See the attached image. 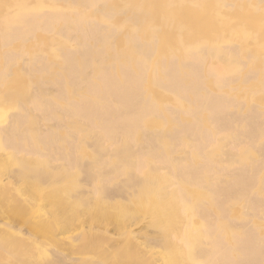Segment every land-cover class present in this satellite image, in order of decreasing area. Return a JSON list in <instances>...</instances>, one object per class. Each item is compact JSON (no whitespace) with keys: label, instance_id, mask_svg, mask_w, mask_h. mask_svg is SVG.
I'll list each match as a JSON object with an SVG mask.
<instances>
[{"label":"rangeland","instance_id":"obj_1","mask_svg":"<svg viewBox=\"0 0 264 264\" xmlns=\"http://www.w3.org/2000/svg\"><path fill=\"white\" fill-rule=\"evenodd\" d=\"M53 1L0 0V149L10 150L0 153V264H61L71 254L77 264H144L142 248L156 264H197L201 250L218 252L203 264H246V247L264 264V0ZM51 8L65 15L52 31L36 18L28 37L2 40L9 17ZM65 55L83 77L65 71ZM138 64L139 106L152 112L136 132L106 137L100 119L75 114L96 101L116 107L91 94L98 67L128 88L123 71L137 74ZM171 67L187 94L160 88ZM216 96L224 105L209 119ZM110 191L115 204H100ZM39 245L54 248H43L48 261Z\"/></svg>","mask_w":264,"mask_h":264},{"label":"bare ground","instance_id":"obj_2","mask_svg":"<svg viewBox=\"0 0 264 264\" xmlns=\"http://www.w3.org/2000/svg\"><path fill=\"white\" fill-rule=\"evenodd\" d=\"M50 1L54 2L53 0H50ZM239 2H242V1H239ZM221 11H222V8H220V12ZM225 12H227V11H224V13ZM64 17H65V15H63V16L60 15L59 11L55 10L54 8L48 9L45 13L43 12V14L42 13H38L35 10L31 11L29 9H24L16 17H9L8 18L9 22H8V24H6V26L3 29L2 40L6 41V43H7V42H9L11 40L13 41V40H16V39H19V38L28 37L29 34L32 31H34L36 28H39V23L40 22L38 23L35 20L36 18L43 19V22H42V27L43 28L40 29L42 32L45 33V32H48L49 30L52 31V28H53L54 24L56 22H58L60 19L63 20ZM96 29H98L97 26H96ZM91 31L92 30H90V32ZM66 32H67V28L65 27V28L62 29L63 36H65ZM8 60H9L8 62H11L12 58L9 57ZM63 60H64V66H65L64 69H65L66 72L69 70V74L71 75L72 79H78V78H81V77L84 76V74H83V72L81 70L77 71L73 67L72 59L68 55H65ZM137 68H138V71H139L137 74H132L129 71H125V70L123 71L124 72L123 73L124 79L130 84V86L128 88H124V87H121L114 79L109 78L107 76L106 71H105L104 68H102L101 66L98 67L96 69V71L103 78L102 79V83H101V88H97V87L93 86L91 88V90H90L91 94L94 95V96H99L100 97V100H99L100 103L104 102L106 100V97L113 98L114 99V105L116 107H114V106L112 107V106H109V105L100 106L98 104V102L96 101V102L87 103V104H85L84 107H77L75 109L76 111L74 110L75 114L77 115V114L84 113L91 120H94L96 118L100 119L102 123L100 124V128L99 129L106 137H112L116 133L115 131L117 129H121L124 133H134V132H136L140 128V123L142 121L146 122V121H148L150 119L151 112H152V108L149 107V106H139V103H140V86H141V81H142V77L140 76V64H138ZM217 69H219V70H217ZM216 70L219 72L220 68L218 66H215L214 67V71H216ZM164 73L166 75V80H165L166 82H165V84L161 85L162 87L160 86V88L162 90L166 91L167 93H171V94L173 93V94H177V95L187 94L186 90L183 89V87L181 86V84H180V82H179V80L177 78V73H176L174 67H171L170 69L166 70ZM69 74H67V75H69ZM191 74H192L193 78L195 79V84L192 86V90L190 89L189 93L191 95H193V97H195L194 98L195 99L194 103H197L198 100H199V94H198L199 89L197 88V81H200V79H202V78L199 76V73L196 70V68L194 70H192ZM6 77H7V74L3 73V78L2 79L5 80ZM67 83H68V77H67V79H65L64 84L67 85ZM54 92H57V89H55ZM44 93H45V88L42 87L38 91H35V92L33 91L31 94H32V97L33 96L34 97H39V96L43 95ZM151 94L153 96L157 95V93L154 90H153V93H151ZM27 98H28V94H27V92H25L23 95H16L13 99L15 101H19V99L22 100V101H26ZM194 103H193V106H194L195 110L202 112L203 109H201L200 106H196ZM223 105H224V101H223L222 97L216 96L214 99L210 100V102L208 103V106H207V111H209V113H210L209 114V119H212L213 118L212 115L218 113L222 109ZM40 110H41L42 114H49L51 112V109L49 107H43ZM111 118H112V120H111ZM216 135H217V133L216 134H210V135L204 136L203 139L206 140L208 138V140L210 141V140L214 139ZM251 139H254V137H252ZM146 141L149 142L150 139H146ZM4 144L5 145H3V143H2V145L5 147L6 143H4ZM10 145H11V142H10ZM10 145H8V146H10ZM12 149H14V148L12 147ZM3 150H4V148L2 149V151ZM0 151H1V149H0ZM2 151L0 152L1 154H2ZM9 151L10 150L7 149V150H5L3 152L4 153L5 152L9 153ZM146 151H147V149H146ZM143 156H144V153H140L139 161L135 165L137 171L142 166V163H143V160H142L143 158L142 157ZM9 177H11V176H9ZM241 183H242V181H241ZM76 193H78V192H76ZM106 195H105L106 197L103 200L100 201V204L103 201L106 204H108V205H109V203H111L110 205L115 204V202H116L115 198H114L115 192L114 191L113 192L110 191ZM72 196H73V194H72ZM75 196H76V194H75ZM76 197H75V199L72 198L74 200L73 202H75ZM70 198H71V196L69 198L67 197L68 200H70ZM102 204H104V203H102ZM106 204H105V206H106ZM3 222H4V225H8L6 223L7 221L3 220ZM122 225L124 227V221L122 222ZM30 226H32V225H30ZM119 230H120V228L116 227L115 231L118 232ZM75 231H72V233L73 232L75 233ZM22 232H23L22 228L21 227H17L16 230L13 232V234H14V236L20 237V239H23L24 236L27 234L26 233L27 230L25 232L26 234L22 233ZM77 233H75V234H77ZM34 234H36V233L34 232ZM69 234H70L71 237L70 236L67 237V233H66V239L70 238L69 240H71L72 237L74 239V235L75 234L74 235L71 234V233H69ZM32 236H28V237L32 238ZM114 237H112V238L115 240L118 236H116L115 238ZM25 238H24V240H26ZM33 239H34V237H33ZM75 239H76V237H75ZM75 239L71 240V241L67 240L68 243H66L68 248H69L68 250H70L71 252H73V249H74L73 246L75 245ZM28 240H30V239H28ZM64 240L62 241V243L66 242V240L65 241ZM32 242H33V240H32ZM35 243H33V244H35ZM40 246L41 245H39V247ZM48 247L49 246H47V248ZM51 247L52 246H50L49 247L50 249H48V250H50V251H52V249L54 250V248L52 247V249H51ZM72 247H73V249H72ZM43 248H41L42 249L41 251H43V254H44L46 251L44 252ZM47 248L45 247L44 249L47 250ZM55 250H56V248H55ZM62 250H61L60 254L57 251H54V252H57L59 255H61V254H64V251L62 252ZM54 252H52L51 257H53V255H55ZM71 252H70V254H71ZM244 252L246 253L247 258L250 259L249 263L247 261L246 264H258L260 262L261 256L259 255L260 253L257 250H253L251 248H247L246 247L244 249ZM231 253H232V249L229 248V249H226L225 252L223 254H221V256H224V255L225 256H229ZM217 254H218V252L216 250H214L212 252H209V251L207 252L205 250H201V251H199V255L195 257V260L198 262L197 264L209 263L211 261V259H213L215 256H217ZM35 255H36V253H35ZM81 257H82V255H81ZM90 257H88L89 258V262H93L94 263V261H95V264H100V263H96L97 260H93L92 261L93 258L91 257V259H90ZM140 257H143V258L145 257L144 260L147 263L144 261L143 262L144 264H156L158 262L157 258H156L157 262L155 261V259L153 257V252H152L151 249L142 248L140 250ZM45 258L48 261L46 255H45ZM143 258H141V259H143ZM199 258H204L207 261L198 260ZM63 259L65 260V262H64V260H62L63 263H66V261H68L69 263H74L77 260V258L74 257V254L63 255ZM84 259H85V261L83 259L82 260L85 263L86 260H88V259H87L86 256H84ZM53 260H55V259H53ZM148 260H151L152 262L155 261L156 263L155 262H153V263L148 262ZM35 261H36V259H35ZM47 261H46V263H47ZM56 261H58L57 258H56ZM62 261L59 260V262L61 264H62ZM83 261L82 262L80 261L81 262L80 264H82ZM115 262L111 261L112 264L115 263ZM33 263H35V262L33 261ZM31 264H32V261H31ZM52 264H53V262H52ZM66 264H68V263H66ZM89 264H91V263H89Z\"/></svg>","mask_w":264,"mask_h":264}]
</instances>
